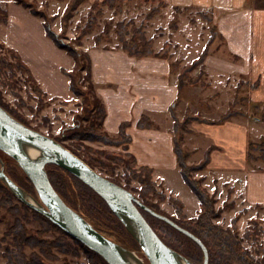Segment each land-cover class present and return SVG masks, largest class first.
Returning a JSON list of instances; mask_svg holds the SVG:
<instances>
[{
	"label": "rangeland",
	"instance_id": "1",
	"mask_svg": "<svg viewBox=\"0 0 264 264\" xmlns=\"http://www.w3.org/2000/svg\"><path fill=\"white\" fill-rule=\"evenodd\" d=\"M11 1L24 5L33 14L42 17L45 27L49 25L52 31L58 35L59 41L66 45L65 47L59 46L67 50L68 53L69 48L90 56V48L101 47L104 49H123L138 58L149 56L169 58L170 55H173L175 58L173 63L180 64L178 68L176 66L173 68L175 77L179 82L181 80L184 83L188 81H196L197 83L198 79L201 78L204 84L199 83L198 85L205 87L210 83L205 80L203 72L199 73V66L202 62L196 68H188L200 56L188 66L182 64L189 62L198 54L196 49L199 46L207 44L208 47L211 38L210 30L208 31L206 26L208 21L202 13L188 11L184 19L181 20L179 11L169 8L165 9L159 18L157 16L158 11H161L164 5L158 4L153 7L154 3L150 0L144 2L141 0H114L113 3H104V0H98L99 4L96 7L94 4L97 1L91 3L90 1L84 2L85 0L79 4H76V0ZM154 10L157 11L153 12ZM6 16V9L0 5V21L6 19ZM153 16L157 19L151 25ZM200 17L205 19L202 22L206 29L201 31L203 32L201 41L192 43L193 45L189 49L184 50L186 47L184 36H186L187 26L191 23H199L202 20ZM94 18H96L95 26L87 30L90 19ZM179 21H182L181 25L185 24L182 31L179 30L180 34L176 31ZM83 31L85 33L82 35ZM216 39L219 43L220 38L217 35L214 42ZM165 46L168 47L165 48ZM11 49L0 40V102L10 112L12 111L35 129L60 139L65 146L75 150L99 172L129 188L139 199L157 212L174 221L183 222V227L186 226V228L193 229L200 226L203 229L202 235L208 244L210 242L214 245V240L217 242L218 238L223 237L226 242L220 243V246L223 245L230 250L228 244L231 245L234 250H237L234 253L249 264H264V215L261 211H253V209L251 211L248 206H245L243 210L236 211V203L232 201L233 190L230 186L220 187L216 190L217 193H211L210 189L212 190L214 186L212 184L209 187L206 186L204 177L197 176V170H189L188 175L195 182L197 188L205 190L207 193L204 191L206 204L203 205L200 201L197 210L188 212L185 211L184 202L167 194L153 180V177L152 181L156 184V190H150L153 184L149 180L146 181L147 173L137 164L135 157L128 152V144L125 142L117 145L109 140L110 138L121 137V134L112 135L104 129V126L100 125L104 119L98 102L102 103V100L97 92L96 94L91 92V85L94 92L96 91L93 78L91 81L87 79L88 65L91 66V59L89 61L82 57L80 65L74 70L75 86L82 93L76 94L71 89L72 78L67 75L70 79L68 98L66 96H50L40 87L36 79L32 78L31 69L27 68L16 50L13 52ZM139 52L141 54H136ZM73 61L75 63L74 57ZM73 67L74 64L67 71H73ZM185 67L188 69L186 70ZM65 71L66 69H64ZM209 78L211 77H208V81H210ZM242 79L240 78V88L246 86ZM226 99V95L222 93L219 98H209L205 103L195 102L194 105H191V109L198 115L219 117L228 110L227 106H229L231 99L228 101ZM240 102L242 106L247 104L246 99ZM251 109L252 116L264 119V105L258 104L255 108L251 106ZM186 115H193L190 108L187 109ZM186 115L185 118H187ZM141 120H144V123H151L149 116H143ZM251 133L256 139H259L255 143L264 142V120L252 128ZM250 153L253 157H247V159L251 163L257 159L262 160L259 158L260 151L251 150ZM189 156L183 158L184 161ZM201 158L202 153L199 149L195 153L194 160ZM5 162L6 172L30 193L36 195L33 184L22 173L23 170L15 168L13 164H17L14 161L9 163L5 160ZM195 165L198 164L190 165V167ZM64 176L65 183L62 184L61 190L65 200L85 215L87 214L86 216L92 223L111 238L142 254L141 247L134 237L122 227L119 219L113 213L104 208L102 201L90 192L82 182L68 174H64ZM159 193H163L166 198L162 199ZM7 196H9L8 191L0 186V264H10L7 255L8 250L17 249L20 247L19 243L23 245L22 252L26 259L36 258L44 264H104L99 256L86 250L68 234L57 228L46 226L28 205H25L15 196L11 195L9 199ZM174 199L180 200L183 205L174 202ZM2 200H10V202L3 204ZM256 208L260 209L258 206ZM179 209L182 210V213L179 212ZM148 217L154 226L164 232L166 236L168 235L171 243L179 251L191 257L196 263L203 264L204 253L196 241L179 232L164 220L151 215ZM240 219L242 223L239 224ZM17 221L22 224L24 234L28 237L37 238L38 244L33 246L25 241H19V236L12 232V226ZM12 260L16 261V257L14 256Z\"/></svg>",
	"mask_w": 264,
	"mask_h": 264
},
{
	"label": "crops",
	"instance_id": "2",
	"mask_svg": "<svg viewBox=\"0 0 264 264\" xmlns=\"http://www.w3.org/2000/svg\"><path fill=\"white\" fill-rule=\"evenodd\" d=\"M144 1L148 0H141ZM150 1L153 7L164 5L157 16L173 8L179 11L181 20L188 11L202 13L209 20L206 22L209 35L215 31L220 42L216 39L208 48L207 44L199 46L198 56L182 64L188 66L207 49L199 73L203 72L210 83L200 86L199 83L204 84L200 78L196 84L188 81L180 86L173 70V55L138 58L123 49L90 48L93 82L106 109L104 129L118 135L126 124V132L131 137L128 152L140 167L153 170V180L160 188L184 202L186 212L197 210L200 200L183 177L175 149L177 135L183 148L191 152L186 160L188 165L201 163L209 153L208 164L197 171V176L204 177L206 186H214L211 193L228 185L233 190L236 211L248 206L251 211H261L264 215V161L257 159L251 163L247 159L249 142L259 141L251 130L263 122L252 116L251 106L264 105V0ZM0 5L7 13L6 19L0 21V40L16 50L48 95L68 98L70 79L64 69L73 66V57L47 34L42 17L15 1L0 0ZM156 19L153 16L151 25ZM205 19L187 26L184 50L201 41V31L206 30ZM181 22L177 23L179 34L185 25ZM240 78L246 85L241 88ZM255 83L259 84L257 88L252 87ZM222 93L226 101L231 99L228 110L232 107L243 113L219 123L216 121L228 110L222 116L208 117L191 109L195 102L205 103ZM245 99L247 104L242 106L240 101ZM188 108L193 114L190 120L186 115ZM143 116L150 117V126L139 125ZM175 118L180 122L178 134ZM199 149L202 158L194 160Z\"/></svg>",
	"mask_w": 264,
	"mask_h": 264
},
{
	"label": "water",
	"instance_id": "3",
	"mask_svg": "<svg viewBox=\"0 0 264 264\" xmlns=\"http://www.w3.org/2000/svg\"><path fill=\"white\" fill-rule=\"evenodd\" d=\"M0 151L24 171L36 190V195L30 193L6 172L5 158L0 153V179L17 199L46 216L109 264H197L168 245L142 209L196 241L204 253L203 264H210L209 249L200 237L146 205L129 188L99 172L57 138L19 120L1 104ZM48 165H57L67 170L98 193L138 242L142 254L101 232L82 213L69 205L53 185Z\"/></svg>",
	"mask_w": 264,
	"mask_h": 264
},
{
	"label": "trees",
	"instance_id": "4",
	"mask_svg": "<svg viewBox=\"0 0 264 264\" xmlns=\"http://www.w3.org/2000/svg\"><path fill=\"white\" fill-rule=\"evenodd\" d=\"M82 1H84V0H76V4H79V3H81ZM124 1V0H123ZM106 2H111V3H113L114 2V0H104V3H106ZM23 3V2H22ZM99 4V1H97V2H95V7L97 6ZM155 11H157V10H154L153 12H155ZM36 13V12H35ZM98 14H101V13H98ZM209 21V20H208ZM96 23V18H94V19H90V22H89V25H88V27H87V30H90V29H92L95 25ZM121 27H122V24L120 25ZM47 27V33H48V35L49 36H51L54 40H55V42H57V44L58 45H60V46H62V47H65L66 45L65 44H63L62 42H60L59 41V38H58V35L54 32V31H52V29L50 28V26L49 25H47L46 26ZM85 31V30H84ZM83 31V33H82V35L85 33ZM120 31V30H119ZM122 34V33H121ZM217 35V33L215 32V31H213V33H212V35H211V38L209 39V44H208V46L211 44V43H213L214 42V38H215V36ZM121 37L123 38V36L121 35ZM124 39V38H123ZM67 48V47H66ZM208 48V47H207ZM11 51H13V52H15L14 51V49H11ZM68 51H69V53L74 57V60H75V63H74V69H73V71H65L66 73H67V75H69L72 79H71V89L76 93V94H80V93H82L79 89H77V87L75 86V75H74V70H76L77 69V66H79L80 65V61H81V59H82V57L83 58H85L86 60H89L90 61V56H89V54H84L83 52L82 53H80L79 51H77V50H74V49H69L68 48ZM131 52H133V51H131ZM136 54H141L140 52L139 53H136ZM206 54H207V49H205L204 51H203V53L201 54V56L199 57V59H197V60H195L193 63H192V65L189 67L188 66V68H196L197 67V65L200 63V62H202L203 61V59H204V57L206 56ZM83 55V56H82ZM199 61V62H198ZM89 64V63H88ZM179 67L180 66V64H176V63H173V68L174 67ZM27 68H28V66H27ZM187 67H185V69L187 70L188 69ZM29 69V68H28ZM30 75L32 76V78L34 79L35 77L33 76V74H31L30 73ZM183 76H184V74H183ZM91 78H92V76H91V66H90V64L88 65V77H87V79L89 80V81H91ZM180 78H181V76H180ZM35 80V79H34ZM190 84H196V81H190L189 82ZM185 83L184 82H182L181 80H180V86H183ZM259 86V84L258 83H255V84H253L252 85V87L253 88H257ZM90 88H91V92H92V94L94 93V94H96V91L94 92V88L92 87V85L90 86ZM93 89V90H92ZM0 104H1V102H0ZM98 104L100 105L99 106V108L101 109V111H102V115H103V119H104V117L106 116V109H105V106H104V104L103 103H100V102H98ZM1 105H3V104H1ZM4 106V105H3ZM5 107V106H4ZM6 108V107H5ZM7 109V108H6ZM8 110V109H7ZM9 111V110H8ZM10 112V111H9ZM11 114H13L16 118H18L19 120H21V121H23L24 123H26L27 124V122H25L22 118H20V117H18V116H16V114H14L12 111L10 112ZM239 113H243V111L242 110H240V111H237V110H233L232 109V107L221 117V119H219L218 121H216V122H223L224 120H226V119H228V118H230L232 115H235V114H239ZM190 118H191V116L189 117V120H190ZM176 119V118H175ZM264 120V119H263ZM144 121V120H143ZM142 120L139 122V125L140 126H143V127H146V126H150L151 125V123L150 122H148V123H144ZM208 122H211V123H213V122H215V121H208ZM28 125V124H27ZM101 126H104L103 125V121H102V123L100 124ZM179 126H180V123H179V121H178V119H176V125H175V128H176V133H178V130H179ZM120 136L122 137H117V138H110L109 140H111V142H113L114 144L116 143L117 145L118 144H122V143H125L126 142V144H129V142L131 141V137H130V135L126 132V124H124L122 127H121V130H120ZM99 136H101L102 137V135H99ZM58 139V138H57ZM59 141H61L60 139H58ZM127 149H128V147H127ZM175 149H176V152H177V154H178V158H179V162H180V165H181V171H182V174H183V177H184V179L186 180V182L191 186V188L193 189V191H195V193L198 195V197H199V199H200V201H201V204H203V205H205L206 204V202H205V196H206V194L204 193V191L203 190H200V189H198L197 188V185L195 184V182L194 181H192V179L189 177V175H188V171L189 170H193V171H198V170H203L205 167H206V165L208 164V162H209V159H210V157H209V153H207L206 154V156L204 157V159H203V161L201 162V163H199L198 165H195V166H191L190 167V165H188L187 164V162L186 161H184V159L183 158H186V157H188L189 156V152H187V150H185L184 148H183V146H182V143H181V137L179 136L178 137V135H177V137H176V143H175ZM251 150H258V151H260L261 152V155H260V159H262L263 161H264V142H261V143H255V142H251L250 144H249V148H248V152H247V157H249V158H252L253 157V155L250 153V151ZM76 154H78L75 150H73ZM0 153L3 155V157L5 158V160H7V161H9V163H13L12 162V160H11V158L10 157H8L7 155H5V153H3L2 151H0ZM79 155V154H78ZM80 156V155H79ZM133 156V155H132ZM134 157V156H133ZM87 161V160H86ZM88 162V161H87ZM89 163V162H88ZM90 164V163H89ZM90 165H92V164H90ZM13 166L15 167V168H17L18 170L20 169V170H22L20 167H18V165H14L13 164ZM94 167V166H93ZM47 168H48V172H49V175H50V178H51V181H52V183H53V185L55 186V188L57 189V191L62 195V197L64 198V199H66L65 198V196H64V194H63V192H62V190H61V186H62V184H64L65 183V176H64V174H68L70 177H72V178H74V179H76V180H78L79 182H82L80 179H78L76 176H74L73 174H71L70 172H68L67 170H65V169H63V168H61V167H59V166H57V165H48L47 166ZM143 168V170L144 171H146V173H147V177H146V181H151L152 182V184H153V187H151V189L150 190H153V191H155L156 190V184L155 183H153V181H152V175H153V170L151 169V168H149V167H142ZM21 172V171H20ZM25 176H26V178H28V176L24 173V171L22 172ZM22 178H23V176H22ZM29 179V178H28ZM30 180V179H29ZM32 183V182H31ZM89 190H90V192H92L96 197H98L101 201H102V204L104 205V208L106 209V210H108V211H110L111 213H113L112 212V210L110 209V207L107 205V203L105 202V200L98 194V193H96L93 189H91L89 186H87L84 182H82ZM0 186H3L7 191H8V193H9V196H7V198L9 199V197L12 195V196H15L10 190H9V188L5 185V183L0 179ZM206 193H207V191H205ZM160 194V197L162 198V199H165L166 198V196L165 195H163V193L161 194V193H159ZM16 197V196H15ZM17 198V197H16ZM7 202H10V200H5V201H3L2 200V203L3 204H7ZM66 202H67V200H66ZM174 202H176V203H179V204H181V205H183V203L180 201V200H175L174 199ZM68 203V202H67ZM69 204V203H68ZM26 205V204H25ZM69 205H71V204H69ZM72 206V205H71ZM73 207V206H72ZM73 208H75V207H73ZM76 210H78L77 208H75ZM35 211V210H34ZM80 213H82L89 221H91L83 212H81L80 210H78ZM142 211H143V213L145 214V216L147 217V219L149 220V217H148V215H151V216H153L151 213H149L148 211H146V210H144V209H142ZM36 212V214L43 220V222L45 223V225L46 226H49V227H53V228H57V229H59V230H61V231H63L60 227H58L56 224H54L50 219H48L46 216H44L43 214H41V213H39V212H37V211H35ZM179 212L180 213H182V210L181 209H179ZM114 214V213H113ZM115 215V214H114ZM116 216V215H115ZM117 217V216H116ZM118 218V217H117ZM177 223H179L180 225H184L183 224V222H181V221H179V220H175ZM92 222V221H91ZM119 222L122 224V227L124 228V229H126L125 228V226L123 225V223L119 220ZM149 222L151 223V225L155 228V230L158 232V234L161 236V238L168 244V245H170L171 247H173L174 249H176V250H178L179 251V249L178 248H176L172 243H171V240L166 236V234L164 233V232H161L156 226H154L153 224H152V222L149 220ZM164 222H166V221H164ZM236 222V221H235ZM166 223H168V222H166ZM169 224V223H168ZM170 226H172L171 224H169ZM173 227V226H172ZM185 228H186V226H184ZM235 227H237L236 226V224H235ZM173 228H175V227H173ZM99 229V228H98ZM176 229V228H175ZM187 229H189V230H191V232H193L194 234H196L198 237H200L203 241L205 240L204 239V237H203V235H202V232H203V229H201V227L200 226H197L196 228H193V229H191L190 227H187ZM100 230V229H99ZM127 230V229H126ZM176 230H178V229H176ZM101 232H103L102 230H100ZM179 231V230H178ZM12 232H14L17 236H19V241H22V242H26V243H29V244H31V245H33V246H35L36 244H38V241H37V238H34V237H31V236H26L25 234H24V232H23V227H22V224L20 223V221H17L13 226H12ZM65 234H67L65 231H63ZM179 232H181V231H179ZM104 233V232H103ZM181 233H183V232H181ZM104 234H106V233H104ZM184 234V233H183ZM107 235V234H106ZM231 235V234H230ZM69 236V235H68ZM107 236H109V235H107ZM233 236V235H232ZM231 236V237H232ZM110 237V236H109ZM220 237V236H219ZM111 238V237H110ZM113 239V238H112ZM74 241L75 242H77L78 244H80V245H82L86 250H88L89 252H91V253H93L94 255L96 254L97 256H99L102 260H103V263L104 264H109L102 256H100L98 253H96L95 251H93V250H91L90 248H88L86 245H84V244H82L80 241H78V240H76V239H74ZM206 241V240H205ZM204 241V243L206 244L207 243V241L205 242ZM219 241V242H218ZM222 241V242H221ZM224 242H226L225 241V238H218V240H217V242L214 240V245H212L210 242H209V244L207 243L206 245H207V247H208V249H209V252H210V264H249V263H247L243 258H240V256H238V255H236L234 252L235 251H237V250H234L233 248H232V246L231 245H229L228 244V246H229V248H230V250L229 249H226L223 245L222 246H220L221 244L220 243H223L224 244ZM229 242V241H228ZM138 243V242H137ZM198 244V243H197ZM199 245V244H198ZM19 246L20 247H18L17 249H12V250H8V256H9V259H10V264H44L42 261H40L39 259H36V258H33L32 260H28V259H26V257H25V255L23 254V252H22V247H23V245H22V243H19ZM200 246V245H199ZM232 250V251H231ZM179 252H181V251H179ZM181 253H183V252H181ZM184 255H186L185 253H183ZM16 257V261H13L12 259H13V257ZM187 257H189L188 255H186ZM191 260H193L191 257H189ZM194 261V260H193ZM221 261V262H220ZM195 262V261H194ZM196 263V262H195ZM203 263H204V261H203ZM198 264V263H197Z\"/></svg>",
	"mask_w": 264,
	"mask_h": 264
}]
</instances>
